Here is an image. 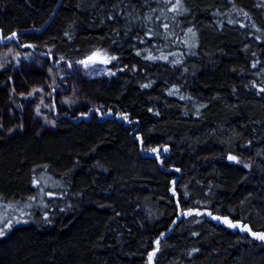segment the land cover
I'll return each instance as SVG.
<instances>
[{
  "label": "trees",
  "instance_id": "1",
  "mask_svg": "<svg viewBox=\"0 0 264 264\" xmlns=\"http://www.w3.org/2000/svg\"><path fill=\"white\" fill-rule=\"evenodd\" d=\"M59 1L0 0V29L40 30ZM249 4L62 0L42 33L20 38L44 55L100 48L115 76L94 93L110 116L0 134L1 197L29 195L46 169L55 201L40 224L0 238V264H146L173 221L159 264H264L253 235L264 234V19ZM9 77L0 71V88ZM157 148L162 159L147 153Z\"/></svg>",
  "mask_w": 264,
  "mask_h": 264
},
{
  "label": "rangeland",
  "instance_id": "2",
  "mask_svg": "<svg viewBox=\"0 0 264 264\" xmlns=\"http://www.w3.org/2000/svg\"><path fill=\"white\" fill-rule=\"evenodd\" d=\"M249 1V8L264 19V0ZM46 51L45 55L32 49L26 51L16 42L0 44V71L10 73L9 80L0 88V134L13 137L33 133L40 138L45 132L56 130L59 115L71 114L87 122L95 116L99 118L109 115L99 106L94 93L99 84L108 83L115 76L112 69L114 58L100 48L92 53L82 52L69 56L64 53L54 54L50 49ZM182 94V91L171 87L163 88L162 93L166 99L177 103L183 102ZM147 153L162 159L167 150L157 148ZM227 157L229 165H237L238 155L228 153ZM50 179L51 176L43 169L34 175L29 195L4 199L0 195V238L17 227L42 222L46 205H55V201L47 198V194L52 193L49 189L53 186ZM36 183H41V186L39 193L34 196ZM184 196L185 201L190 198L187 193ZM190 203L194 206L202 205L197 199ZM154 212L157 213L156 210ZM174 222L170 223L167 232L156 235L158 239L144 257L146 264L160 263L166 241L163 236L173 232ZM244 223L246 229L253 232L250 223ZM161 240L163 242L160 244Z\"/></svg>",
  "mask_w": 264,
  "mask_h": 264
},
{
  "label": "water",
  "instance_id": "3",
  "mask_svg": "<svg viewBox=\"0 0 264 264\" xmlns=\"http://www.w3.org/2000/svg\"><path fill=\"white\" fill-rule=\"evenodd\" d=\"M62 0L59 1L57 8L54 12V14L51 16L50 20L43 26V28H41L40 30H25V31H18L10 36L4 37V34L2 32V30H0V44H8L10 42H18V38L21 36H24L26 34H40L42 33L51 23V21L54 19V16L56 14V11L59 7V5L61 4ZM28 48H32L31 46H27ZM200 215V214H199Z\"/></svg>",
  "mask_w": 264,
  "mask_h": 264
},
{
  "label": "snow or ice",
  "instance_id": "4",
  "mask_svg": "<svg viewBox=\"0 0 264 264\" xmlns=\"http://www.w3.org/2000/svg\"><path fill=\"white\" fill-rule=\"evenodd\" d=\"M230 159H235V158H234V157H230ZM233 226H234V225H233ZM0 234H2V233H0ZM253 235H254V236H257L258 239L264 240V234H259V235H257V234H255V233H253Z\"/></svg>",
  "mask_w": 264,
  "mask_h": 264
},
{
  "label": "flooded vegetation",
  "instance_id": "5",
  "mask_svg": "<svg viewBox=\"0 0 264 264\" xmlns=\"http://www.w3.org/2000/svg\"><path fill=\"white\" fill-rule=\"evenodd\" d=\"M0 30H1V29H0ZM2 32H3V31H2ZM15 33H16V32H15ZM3 34H4V33H3ZM13 34H14V33H13ZM11 35H12V34H11ZM9 36H10V35H9ZM4 37H7V36L4 34ZM21 37H22V36H21ZM21 37L18 38V42H17V44L20 43L19 41H20V38H21ZM10 43H11V42H10ZM13 43H14V42H13ZM27 46H29V45H26V46H22V45H21V48H24V47H27Z\"/></svg>",
  "mask_w": 264,
  "mask_h": 264
}]
</instances>
